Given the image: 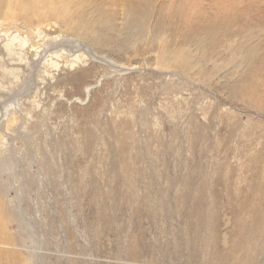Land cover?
Wrapping results in <instances>:
<instances>
[{"label": "rangeland", "instance_id": "374dc122", "mask_svg": "<svg viewBox=\"0 0 264 264\" xmlns=\"http://www.w3.org/2000/svg\"><path fill=\"white\" fill-rule=\"evenodd\" d=\"M0 1L5 31L84 45L43 84L34 42L0 34V264H233L213 249L264 199V0ZM188 192L218 194L192 252Z\"/></svg>", "mask_w": 264, "mask_h": 264}, {"label": "bare ground", "instance_id": "6f19581e", "mask_svg": "<svg viewBox=\"0 0 264 264\" xmlns=\"http://www.w3.org/2000/svg\"><path fill=\"white\" fill-rule=\"evenodd\" d=\"M140 1H143V0H140ZM1 4L2 3L0 1V5ZM26 4L27 5L32 4V1L26 0ZM16 5H17V3L14 0H9L7 2V8L4 11V14L11 12V15H13L16 18H20V17L24 18L25 12L16 10L15 9ZM127 5H128V10L130 11V0H127ZM247 5H249V4H247ZM228 7L230 8V6H228ZM235 14L238 15L237 9L235 10ZM182 17L185 18V22L183 24L187 29L192 30L194 28L202 27V25L198 24L200 13H197L194 15H182ZM221 20L222 19H220L216 15H212L211 17H209L205 21V24L208 22H220ZM2 26L5 27L4 25L0 24V34H3L6 36L8 33H16L17 35L19 33H21V34L25 33L26 36H28V38L34 42L33 45L32 44L29 45V50L33 52V54H32L33 57L31 59H33L34 65L36 67H39L38 71H43L42 75L40 76V79H41L43 84H49L48 77L52 76V71H53L52 66L55 65L56 69L60 68V67L61 68L68 67V65H71L72 62L74 61V59L77 57V55H78L77 52H79L84 47V45L81 44L78 40L67 37V36H58L56 38L38 37L37 35L34 36L33 32L27 33L29 30H23L21 28H20V30H17L15 28H11L9 26L8 31H5ZM0 38H2V37H0ZM9 54L10 53H8L7 55H9ZM21 55H22V53H21ZM10 56H11V54H10ZM25 56H27V55H25ZM1 57H2V55H1ZM2 59L3 58H1V60ZM38 63H40V66H38ZM14 67H16V65ZM123 68H125V67H123ZM127 68L128 69H137L138 67L128 66ZM8 69H10V68H8ZM13 94H14V91H13ZM13 97H14L13 95L9 94L8 96H5L2 99H0L1 108H4L5 106H7V105H4V102H6L8 100H12ZM0 112H1V118L0 119H2V120L5 119L6 114L4 115V112H2V111H0ZM242 194H243L242 198L240 197L241 199L235 203L237 205V214L240 215L241 212H247V213L250 212L251 215L249 216L247 221H243V222H240L241 224H238V227H241V230L243 232H239V233L236 232L235 233L234 242H232V244L233 243L234 244L232 245V247L227 249L225 251V254L223 251H220L218 248L213 249V255H214L213 259L216 258L215 256H217L219 259H221V257H224V259H225L226 255H227L231 259L237 258L236 261H233V264H238L240 262H242V264H257L259 256L264 254L263 253V251H264V207H263L264 199L256 194V187L255 186H252V189H250L249 192H244ZM217 195L218 194L214 193L213 199H209V200L216 201ZM208 198L209 197H206L204 195L201 196L199 194H196L195 192H188L185 194H180L178 199L181 201V203L176 202L175 206H174V208H176L178 211L180 209H182V211L185 212V215H186L185 224L188 225L192 229V233H189L188 237H186V239L182 243V244H186L187 248L191 249V252H192V249L195 251H198V249H197L198 247L195 244L196 241L199 242V239L200 240L206 239L205 235L202 236V230H203V228H206L209 225V219H216L215 215H214V208H213V203H212L214 201L207 203ZM232 207H234V206H232ZM186 211H187V213H186ZM233 211H234V209H233ZM215 223H216V221H215ZM213 228H214V226H213ZM238 235H239V237H238ZM175 242H176L175 244L178 245L177 248L175 249V251L178 254L182 244L179 241H175ZM209 242H206V243L208 244ZM225 245H226V242H225ZM218 262H219V260H218ZM261 264H264V263H261Z\"/></svg>", "mask_w": 264, "mask_h": 264}]
</instances>
